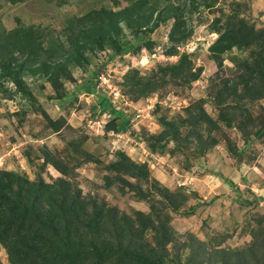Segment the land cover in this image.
<instances>
[{
  "label": "rangeland",
  "instance_id": "obj_1",
  "mask_svg": "<svg viewBox=\"0 0 264 264\" xmlns=\"http://www.w3.org/2000/svg\"><path fill=\"white\" fill-rule=\"evenodd\" d=\"M139 1L0 0V33L33 28L65 69L50 79L36 72L49 56L18 55L28 93L8 82L0 89V177L48 185L38 207L52 209L56 230L36 224L40 235L14 247L32 248L35 262L60 261L81 242L165 264H264V0H200L197 9L149 0L153 23L178 10L184 42H171L167 18L143 41L123 26L125 56L107 43L75 60L79 31ZM222 35L235 46L219 53ZM96 73L120 92L117 110ZM33 234L13 229L11 238ZM81 256L80 264H135ZM0 264H12L2 243Z\"/></svg>",
  "mask_w": 264,
  "mask_h": 264
},
{
  "label": "trees",
  "instance_id": "obj_2",
  "mask_svg": "<svg viewBox=\"0 0 264 264\" xmlns=\"http://www.w3.org/2000/svg\"><path fill=\"white\" fill-rule=\"evenodd\" d=\"M8 1L11 4L16 5L22 3L24 0ZM186 1L190 4V7L194 9L201 6L200 0ZM148 4L149 0H141L129 8L113 14L105 11L101 13V16H104L101 17L99 21L94 22L88 26V28L82 29L76 35L75 41L73 42L75 46L73 49V53L75 52V60L79 61L82 59L83 54L86 51H93L95 48L104 50L107 43L111 45V49L116 52V54L122 56L127 55L131 46L122 47L120 44V38L124 35L123 26L131 31L136 41H143L146 39L148 40L151 34L159 28L160 24L165 22L167 18H170L174 20V25L169 35L171 42H184L189 37L186 33L180 34L179 36L177 34L178 29L180 28V18L177 14L178 10L176 8L171 7V10L174 11L172 16L166 17L164 21H162L161 18H158L156 23H153V12L144 11V8ZM88 18L90 17L88 16ZM84 20H87V18ZM225 38L226 35H222L214 44L213 50L223 53L230 50L232 46H235L232 43H225ZM43 53L49 56L50 61H46L44 63L40 62L39 68L36 72H42L48 75L50 79L58 77L65 70L63 67L64 65H61L62 63L51 62V52L43 48L41 37L40 35H37L33 28L23 29L19 27L10 32L3 30L2 33H0V89L4 88V82H8V84H13L15 86L16 91H18L19 94L26 95L29 89L24 83L22 74L27 63H20L17 56L22 55L37 62ZM95 76L98 78L99 74L96 73ZM11 90L13 89L11 88ZM111 101L114 108H118L119 103H115L113 100ZM111 103L106 102L105 106L110 107ZM112 113L118 115V112L116 111H112ZM136 166L137 165L134 164L133 168H136ZM143 168L144 167H142V169ZM144 170L145 169L140 171L143 176H147V173H144ZM1 174L4 177L7 176L14 180L12 182H7L0 177V243L7 247L12 264H80L79 262L82 257L81 254L84 251L93 253L99 259H108L111 258L112 255L117 254L119 255L121 261H130L135 264H165V261L162 258L158 260L145 257L136 250H131L123 246H101L99 248L96 245H92V247L89 246L88 249V247L81 242L77 243L76 248H73V246L68 243L64 248L65 251L61 255L63 259L60 261H48L45 258L43 259V262H35L36 259H31V257H29V255H34L35 253L32 248L29 249L26 244H23L24 248L18 245L20 247V250L18 251L17 248L14 247L13 242H20L21 244V242L27 240H30L31 242L34 241L36 238L35 236H38L41 233L40 229H37L36 231L32 230L36 224L42 225L45 230L49 229L52 232L56 231L49 219L52 209H48V211H46L45 209L38 207L46 202L44 200L45 195L41 192V188L44 189V187L48 185L42 184L39 188L36 183L21 180L20 178L14 177L10 173L1 172ZM13 182H18L17 185L20 190H14L12 184ZM26 186L28 189L23 193ZM30 189H38L39 192L37 193L36 190V192L28 191ZM8 190L14 193V197L7 193ZM75 203L74 199V203L69 208L72 209ZM90 228L93 230L97 229L94 224L90 225ZM13 229L17 231L18 236L22 233L25 235L26 232H28L29 235L34 234L30 238L25 240L21 239L19 241L18 239L20 238H11V231ZM11 239L14 240L11 241ZM60 242L63 241L50 240V248ZM39 255H41V253Z\"/></svg>",
  "mask_w": 264,
  "mask_h": 264
},
{
  "label": "built area",
  "instance_id": "obj_3",
  "mask_svg": "<svg viewBox=\"0 0 264 264\" xmlns=\"http://www.w3.org/2000/svg\"><path fill=\"white\" fill-rule=\"evenodd\" d=\"M107 75L106 74H100L97 78L98 82H99V85L101 88L105 89V91L108 92V94L112 97V100L116 103L120 102V98H121V95H120V92L119 91H116V87H114L113 84H111V80H109L108 77H106ZM10 87L15 90V86L13 84H10ZM122 102H125V101H122ZM120 104V103H119Z\"/></svg>",
  "mask_w": 264,
  "mask_h": 264
}]
</instances>
